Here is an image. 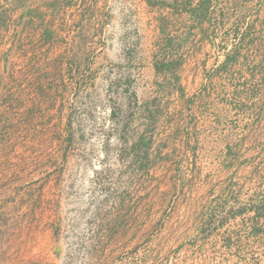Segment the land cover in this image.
<instances>
[{
	"label": "rangeland",
	"instance_id": "374dc122",
	"mask_svg": "<svg viewBox=\"0 0 264 264\" xmlns=\"http://www.w3.org/2000/svg\"><path fill=\"white\" fill-rule=\"evenodd\" d=\"M207 1L197 24L184 0H1L0 102L30 104L0 133V264H264V156L197 170L177 79L236 54L251 79L264 0Z\"/></svg>",
	"mask_w": 264,
	"mask_h": 264
},
{
	"label": "crops",
	"instance_id": "0c3cea01",
	"mask_svg": "<svg viewBox=\"0 0 264 264\" xmlns=\"http://www.w3.org/2000/svg\"><path fill=\"white\" fill-rule=\"evenodd\" d=\"M14 1V9L22 11L20 18L38 12L35 6L28 5V0ZM245 21L241 32L248 33L252 27L255 37L251 43V79L245 70L238 68L242 61L240 54L220 57V69L213 70L207 77H203L201 71L177 73L178 81L182 82L181 90L188 95L178 109L183 118L187 116L188 134L196 142V148L191 152L187 150L185 156L200 172H214L220 161L230 157L240 159L242 171L245 157L264 156V5L253 6L251 18ZM231 61L237 62L236 70L223 69ZM230 73L235 77L233 80L226 79ZM21 83L14 87L16 99L0 102V113L4 109L0 114V133L4 129L11 130L16 121L14 115L22 123L28 114L30 101H26ZM2 137L0 134V139Z\"/></svg>",
	"mask_w": 264,
	"mask_h": 264
},
{
	"label": "trees",
	"instance_id": "16d2710c",
	"mask_svg": "<svg viewBox=\"0 0 264 264\" xmlns=\"http://www.w3.org/2000/svg\"><path fill=\"white\" fill-rule=\"evenodd\" d=\"M189 1L190 0H184L185 2V6L184 7V11L186 13H188L189 15H191V17H193V19L198 23H202L203 21H205V19L207 20V17H208V8H207V5H208V1L207 0H200L199 2V5L194 7V8H189ZM150 3V2H149ZM174 43H175V40L171 37H167L166 40H165V47H167L168 49L165 50L163 52V58H166L172 50H175L178 49L179 46H174ZM174 68V62L173 61H161L160 63L158 64H155V69L157 71H160V70H164L166 69L167 71H172V69ZM123 127L125 129H127L128 127H130L128 125V123H124L123 124ZM132 132V133H131ZM130 133V138L128 137L127 138H123V141L124 143H128L129 140L132 141V146L131 148L134 150V149H140L141 147L143 148H148L149 146V140L146 136H144V134H136V139H134V131H131Z\"/></svg>",
	"mask_w": 264,
	"mask_h": 264
}]
</instances>
